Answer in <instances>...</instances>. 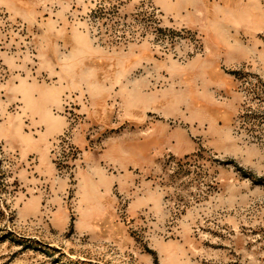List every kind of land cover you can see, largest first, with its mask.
I'll return each mask as SVG.
<instances>
[{"label":"rangeland","instance_id":"1","mask_svg":"<svg viewBox=\"0 0 264 264\" xmlns=\"http://www.w3.org/2000/svg\"><path fill=\"white\" fill-rule=\"evenodd\" d=\"M0 264H264V0H0Z\"/></svg>","mask_w":264,"mask_h":264}]
</instances>
